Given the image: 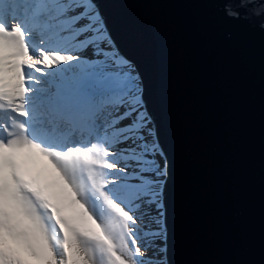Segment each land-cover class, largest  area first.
Segmentation results:
<instances>
[{"label":"snow or ice","instance_id":"1","mask_svg":"<svg viewBox=\"0 0 264 264\" xmlns=\"http://www.w3.org/2000/svg\"><path fill=\"white\" fill-rule=\"evenodd\" d=\"M168 168L97 0H0V264H174Z\"/></svg>","mask_w":264,"mask_h":264},{"label":"water","instance_id":"2","mask_svg":"<svg viewBox=\"0 0 264 264\" xmlns=\"http://www.w3.org/2000/svg\"><path fill=\"white\" fill-rule=\"evenodd\" d=\"M169 161L174 264H264V32L225 0H97Z\"/></svg>","mask_w":264,"mask_h":264}]
</instances>
